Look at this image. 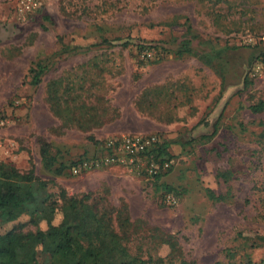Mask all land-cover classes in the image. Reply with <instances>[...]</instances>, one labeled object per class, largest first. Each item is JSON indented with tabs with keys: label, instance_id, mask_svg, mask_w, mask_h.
<instances>
[{
	"label": "rangeland",
	"instance_id": "1",
	"mask_svg": "<svg viewBox=\"0 0 264 264\" xmlns=\"http://www.w3.org/2000/svg\"><path fill=\"white\" fill-rule=\"evenodd\" d=\"M16 2L0 0V163L33 166L55 183L48 193L126 205L132 220L175 234L189 262L222 264L229 249L235 264H264V0H44L23 19ZM139 46L154 48L153 62ZM38 64L45 72L33 85ZM56 81L60 110L101 125L81 131L56 118L46 102ZM125 134L157 135L171 170L158 182L121 168L112 178L71 174V163ZM168 190L176 206L163 205ZM27 222L0 234L35 231Z\"/></svg>",
	"mask_w": 264,
	"mask_h": 264
},
{
	"label": "trees",
	"instance_id": "2",
	"mask_svg": "<svg viewBox=\"0 0 264 264\" xmlns=\"http://www.w3.org/2000/svg\"><path fill=\"white\" fill-rule=\"evenodd\" d=\"M184 47L188 52L185 44ZM142 49L143 46L137 47L138 52ZM44 72L45 67L40 64L30 70L33 85L40 83ZM53 85L56 89L51 95L47 92L46 102L53 115L65 121L67 128L76 126L87 131L101 125L94 118H76L69 115V109L60 110L65 102L58 93L59 82ZM262 107L260 104L251 110L260 112ZM63 113L67 116H60ZM41 155L44 167L50 168L47 152L42 150ZM158 157L171 161L162 143ZM76 162L71 163L68 169ZM161 177L154 180L158 182ZM220 177L226 178V174L222 173ZM50 184L55 185L35 176L33 166L28 172L21 173L10 164L0 163V227L25 216L27 224L36 228L33 232L24 233L25 224H18L0 234V264H37L40 255L45 256L49 264H195L185 259L175 234L143 220H132L126 205L112 206L92 193L70 196L63 188H58L55 194L48 193ZM215 199L222 200L223 197ZM57 215L60 220L55 223ZM42 223L44 228H41ZM239 237L248 239L242 233ZM258 241L264 243V236ZM164 247L167 254L160 256L158 252ZM132 248L136 249L135 253L131 252ZM224 253L227 262L222 264H235L233 251L226 249Z\"/></svg>",
	"mask_w": 264,
	"mask_h": 264
},
{
	"label": "built area",
	"instance_id": "3",
	"mask_svg": "<svg viewBox=\"0 0 264 264\" xmlns=\"http://www.w3.org/2000/svg\"><path fill=\"white\" fill-rule=\"evenodd\" d=\"M43 3L44 0H17L15 13L23 19L40 10ZM138 53L143 62L155 58V50L152 48H144ZM6 124V121H0L1 127ZM160 145L161 141L155 134L112 136L101 143L99 153L78 160L71 167V174L77 177L106 168H121L133 176L144 179L164 176L170 171L172 161L158 157ZM162 203L168 207L176 206L177 196L174 193H166L162 196Z\"/></svg>",
	"mask_w": 264,
	"mask_h": 264
},
{
	"label": "crops",
	"instance_id": "4",
	"mask_svg": "<svg viewBox=\"0 0 264 264\" xmlns=\"http://www.w3.org/2000/svg\"><path fill=\"white\" fill-rule=\"evenodd\" d=\"M110 170H113V168H106V169H103V170H100V174H108V175H111L109 174L110 173ZM113 175H111V178H112ZM115 179V177H113Z\"/></svg>",
	"mask_w": 264,
	"mask_h": 264
}]
</instances>
